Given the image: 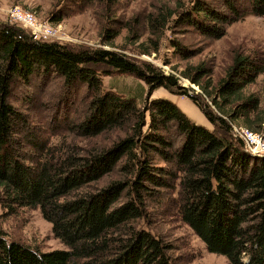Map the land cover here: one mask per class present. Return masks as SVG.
<instances>
[{"label": "trees", "instance_id": "trees-1", "mask_svg": "<svg viewBox=\"0 0 264 264\" xmlns=\"http://www.w3.org/2000/svg\"><path fill=\"white\" fill-rule=\"evenodd\" d=\"M216 1L218 7L194 0L178 13L163 7L149 12L144 24L151 46L140 43L141 52H158L170 22L219 39L244 16L264 15V0ZM120 28L102 29V42L109 43ZM169 42L181 58L192 55L177 39ZM263 73L264 49L251 56L235 54L214 91L209 89L211 68L197 65L192 73H181L202 90L192 96L177 76L148 61L113 49L37 39L17 24L0 23L2 215L39 208L66 246L39 251L7 242L0 230V264H174L168 253L172 247L140 225L150 221L149 203L165 197L208 252L224 255L228 264H264V155L247 152L232 131L233 125L262 131L263 119L252 122L259 97L240 92ZM53 74L67 89L85 86L81 114L62 126L61 139L73 141L52 142L53 129L32 123L10 101L15 85ZM116 74L145 82L141 104L102 86L100 75ZM158 88L189 96L210 128L191 120L169 98H151ZM112 133L109 143L96 141ZM75 138L88 144L78 145Z\"/></svg>", "mask_w": 264, "mask_h": 264}, {"label": "rangeland", "instance_id": "rangeland-1", "mask_svg": "<svg viewBox=\"0 0 264 264\" xmlns=\"http://www.w3.org/2000/svg\"><path fill=\"white\" fill-rule=\"evenodd\" d=\"M194 0H0V23L9 22L8 10L17 5L32 11L37 19L47 20L55 30V35L42 39L66 44L70 47L107 48L123 52L138 61H148L159 67L165 74H174L179 83L187 87L188 93L201 94V88L181 73H192L193 67L204 65L211 68L208 78L209 89L225 76V72L235 54L251 56L264 49V15H246L230 24L224 36L219 39L203 37L186 24L174 26L170 22L160 39L158 52L142 53L140 43L151 46L148 42L149 30L144 18L149 12L159 7L175 9L180 12ZM218 7L216 0H208ZM60 18L57 21V18ZM124 24V26H121ZM21 26V25H19ZM22 27V26H21ZM106 27H122L119 34L109 43L102 42L101 30ZM24 28V27H22ZM26 29V28H24ZM27 30V29H26ZM139 35L134 38L132 35ZM41 39V38H40ZM170 39H177L193 53L183 59L173 52ZM102 86L124 96L133 97L138 104L146 95L143 80L125 74L112 76L100 75ZM208 80V81H209ZM206 84V78H202ZM85 86L67 89L62 79L56 75L45 78L32 76L28 83H19L11 92V103L26 111L32 123L54 130L51 141H73L71 136L61 139L63 125L71 123L81 114L84 104ZM242 97L254 94L260 99L258 113L252 116L253 124L263 119L264 131V73L254 83L245 86L240 92ZM168 96L193 120L204 117L201 109L187 95L171 94L164 88H158L151 98ZM209 102V98H205ZM237 123V122H234ZM241 123V122H240ZM238 128L237 125H233ZM50 133V132H47ZM46 135V134H45ZM114 133L97 138L99 143H109ZM78 145L88 144L87 140L75 138ZM158 163L162 161L157 160ZM102 182H100L101 184ZM166 198V197H165ZM162 198L161 203L152 201L147 209L150 220L141 223L152 233L159 235L172 248L168 251L174 264H228L224 255L208 252L205 244L185 223L174 214L171 206ZM0 230L7 242L16 241L39 251L64 249L66 246L52 232V225L45 220L39 208H21L13 214L2 215L0 208Z\"/></svg>", "mask_w": 264, "mask_h": 264}, {"label": "built area", "instance_id": "built-area-1", "mask_svg": "<svg viewBox=\"0 0 264 264\" xmlns=\"http://www.w3.org/2000/svg\"><path fill=\"white\" fill-rule=\"evenodd\" d=\"M10 19L26 28L34 38L48 39L55 35V30L47 20H39L35 14L17 5L8 10ZM233 135L239 137L244 149L252 155H264V131H250L241 126L232 128Z\"/></svg>", "mask_w": 264, "mask_h": 264}, {"label": "crops", "instance_id": "crops-1", "mask_svg": "<svg viewBox=\"0 0 264 264\" xmlns=\"http://www.w3.org/2000/svg\"><path fill=\"white\" fill-rule=\"evenodd\" d=\"M161 97H165V98H169L168 96H161ZM170 99V98H169ZM170 100H172V99H170ZM173 101V100H172ZM174 102V101H173ZM175 103V102H174ZM191 119V118H190ZM191 120H193V119H191ZM194 122H196L197 124H202V125H204V126H206V127H208V128H210V124H209V122L207 121V119L205 118V116L203 117V118H201V119H199V120H193Z\"/></svg>", "mask_w": 264, "mask_h": 264}]
</instances>
